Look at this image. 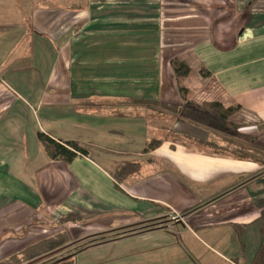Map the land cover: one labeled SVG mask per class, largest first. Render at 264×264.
<instances>
[{"label":"crops","instance_id":"crops-1","mask_svg":"<svg viewBox=\"0 0 264 264\" xmlns=\"http://www.w3.org/2000/svg\"><path fill=\"white\" fill-rule=\"evenodd\" d=\"M174 60L188 76L175 79ZM212 103L238 109L229 124ZM39 132L88 156L51 161ZM165 150L180 179L207 190L173 205L115 190L120 207L142 212L126 228L181 226L228 251L201 241L214 262L249 264L264 242V0H0V261L54 237L55 252L69 248L68 216L87 219L107 198L97 176L136 189ZM225 230L237 237L229 250Z\"/></svg>","mask_w":264,"mask_h":264},{"label":"rangeland","instance_id":"rangeland-1","mask_svg":"<svg viewBox=\"0 0 264 264\" xmlns=\"http://www.w3.org/2000/svg\"><path fill=\"white\" fill-rule=\"evenodd\" d=\"M217 125L221 126L220 123ZM169 136L172 139L173 132ZM153 138L158 139L159 135ZM90 157L97 162L102 171L110 175L114 174V169L105 162L103 153L92 151ZM151 158L156 161L165 159L160 165H156L150 171L144 169L143 173L135 177L133 181H135L134 185H138L136 189H132L129 182H123L117 176L113 175L117 180L116 184L97 176V190L100 194L102 193L101 196H107V198L97 199V207H93L97 210V214H86L90 217L80 221L70 219L69 228L66 230L71 238V245L64 251H54L52 255L46 256V262L56 263L59 260L71 258L73 264H218L214 262L216 261L213 257L214 254L207 250L201 241L222 254H227L228 251L210 242L203 233H198L200 241H196L181 226L176 233H173L167 230L169 224H166L167 231L162 229L159 235L134 225L135 228H126L140 215L142 216V212L141 209L120 207L116 203L115 190L117 192L125 191L128 194L136 192L148 200H159L173 205L176 201H180V196L189 198L202 193L207 188L206 183L194 182L184 175H182L183 179H180L181 177L173 170L175 157L168 151H160L152 155ZM117 159L123 161L121 158ZM110 197L112 201L109 200ZM135 205L139 207L149 205L162 210V206L159 207L156 204L138 202L134 203ZM170 218L173 220L176 217L170 215ZM96 233L97 237H88ZM221 235L228 241L227 249L233 248L232 246L236 244V235L230 230L222 231ZM82 236L83 238L88 237V239L81 240ZM91 241L96 242L83 247L84 244ZM25 264L43 263L31 261Z\"/></svg>","mask_w":264,"mask_h":264},{"label":"trees","instance_id":"trees-1","mask_svg":"<svg viewBox=\"0 0 264 264\" xmlns=\"http://www.w3.org/2000/svg\"><path fill=\"white\" fill-rule=\"evenodd\" d=\"M173 75L176 80H181L188 76L189 67L186 63L178 60H174L171 63ZM205 71H201L204 74ZM209 73L205 72V76ZM180 96L183 100H185L187 95V90L179 87L178 88ZM209 112L213 113L218 117V123L220 124H229V119L232 115L238 110L236 107L223 108L218 103L207 104L204 106ZM37 139L43 146L47 157L51 161H58L65 165L72 163L77 157H87L88 152L81 148L76 142L72 141H56L52 138L48 137L43 133H37ZM157 141H152L146 150H153L158 146ZM244 153V152H243ZM245 155V154H244ZM132 167H124L123 172L127 173L135 169V166ZM74 215H69L68 219L74 218ZM67 219V220H68ZM61 239L59 237H54L51 240L43 241L39 244L27 247L20 251L15 255H11L10 257L0 261V264H25L27 262H42L43 264H73V261L70 262L67 260L58 261L56 263L46 262L47 258H45V254L56 250L61 244ZM96 241L87 242L83 245V247L88 246ZM45 261V262H44ZM67 261V262H65ZM249 264H264V242L258 246L256 249L251 261Z\"/></svg>","mask_w":264,"mask_h":264}]
</instances>
